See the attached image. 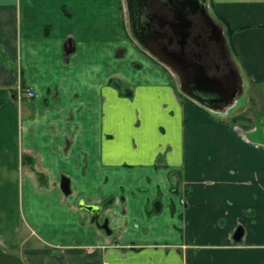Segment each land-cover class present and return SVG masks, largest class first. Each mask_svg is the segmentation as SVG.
I'll use <instances>...</instances> for the list:
<instances>
[{"label":"crops","instance_id":"0c3cea01","mask_svg":"<svg viewBox=\"0 0 264 264\" xmlns=\"http://www.w3.org/2000/svg\"><path fill=\"white\" fill-rule=\"evenodd\" d=\"M208 1L249 116L136 67L119 0H0V249L24 264H264V0Z\"/></svg>","mask_w":264,"mask_h":264},{"label":"flooded vegetation","instance_id":"af4514ba","mask_svg":"<svg viewBox=\"0 0 264 264\" xmlns=\"http://www.w3.org/2000/svg\"><path fill=\"white\" fill-rule=\"evenodd\" d=\"M129 1L126 15L133 37L176 73L188 97L213 106L234 100L241 92L238 72L208 0Z\"/></svg>","mask_w":264,"mask_h":264},{"label":"rangeland","instance_id":"374dc122","mask_svg":"<svg viewBox=\"0 0 264 264\" xmlns=\"http://www.w3.org/2000/svg\"><path fill=\"white\" fill-rule=\"evenodd\" d=\"M119 1H120L119 3H120V13H121L120 20H121L122 28L124 30V34H125L126 38L128 39L130 46L132 47L133 51L141 59V60H138L137 62H134L136 67L141 66L142 65L141 63L145 60L150 61L151 63L155 64L156 66H159L160 68L164 69L166 74L170 77L171 82L175 87L176 93L180 96V98L184 99L185 97H188L186 95V93L181 89L180 84H179L180 81H179L176 73L170 67H168L164 62H162L158 58L152 56L149 52L145 51L142 48V46H140V44L135 40V38L133 37L132 33L130 32V29H129L128 24H127L126 2H125V0H119ZM208 10H209L211 17L220 25V27H222V29L225 28L224 25L218 20L217 15L214 13L213 6L211 3H209V1H208ZM223 31L226 33V29L225 30L223 29ZM225 39H226V43H227V47H228L229 56L231 58L233 66L235 67L236 71L238 72V76H239V80H240V82L238 84H240V90H241V92L234 98V101H232V102H234V104L230 107V111H231L232 115H234L236 113H240L241 115L249 116L250 111L248 109L245 110L244 113L242 112V111H244L243 106L246 105L247 103L249 104L250 101H248L246 99V97L244 96L245 95L244 94L245 88L242 87L243 86L242 85L243 84V76H242L238 61L236 60V57H235V55L231 49L230 35L226 33ZM121 50H123L122 47L118 48L116 50V53H117V51H119V53H120ZM117 55H119V54H117ZM142 59H145V60L142 61ZM188 99L196 101L198 103V106H201L204 108L206 107V103H204L203 101H200V100L195 99L193 97H189ZM254 101L258 102L257 100H254ZM237 109H239V110H237Z\"/></svg>","mask_w":264,"mask_h":264},{"label":"water","instance_id":"95a60500","mask_svg":"<svg viewBox=\"0 0 264 264\" xmlns=\"http://www.w3.org/2000/svg\"><path fill=\"white\" fill-rule=\"evenodd\" d=\"M128 2H130L129 0H127ZM137 3L139 5V0H137ZM67 47L65 48V52L68 54L69 52H71L73 50V46L72 43L70 42V40H68L67 43ZM123 50L117 51L116 54H122ZM226 104H221L220 107H223ZM61 189L65 194L69 193V187H68V182L65 178L62 179L61 181ZM80 207L86 211H88L92 217V221L97 224L98 227L100 228H104L107 225V219H105L103 221V223H98V215L101 211V206L96 205V204H86L83 201L80 202ZM242 236V230L241 228H237L233 234V240L234 241H239L241 239ZM0 264H24V262L15 254L6 252L2 249H0Z\"/></svg>","mask_w":264,"mask_h":264},{"label":"built area","instance_id":"2783aa9c","mask_svg":"<svg viewBox=\"0 0 264 264\" xmlns=\"http://www.w3.org/2000/svg\"><path fill=\"white\" fill-rule=\"evenodd\" d=\"M15 93L18 98H32L35 96L34 91L26 88L20 81L17 83Z\"/></svg>","mask_w":264,"mask_h":264},{"label":"trees","instance_id":"16d2710c","mask_svg":"<svg viewBox=\"0 0 264 264\" xmlns=\"http://www.w3.org/2000/svg\"><path fill=\"white\" fill-rule=\"evenodd\" d=\"M217 17H218V20L224 25V22L221 20V18L219 16H217ZM226 31H227V34H229L228 29H226Z\"/></svg>","mask_w":264,"mask_h":264}]
</instances>
